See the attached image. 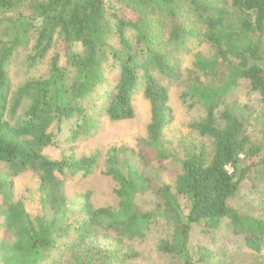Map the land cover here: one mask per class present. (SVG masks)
Wrapping results in <instances>:
<instances>
[{
	"label": "trees",
	"instance_id": "16d2710c",
	"mask_svg": "<svg viewBox=\"0 0 264 264\" xmlns=\"http://www.w3.org/2000/svg\"><path fill=\"white\" fill-rule=\"evenodd\" d=\"M229 3L116 0L132 12L126 18L108 14L104 0H0V164L6 169L0 174V232L7 234L0 238V264H129L139 256L129 246L153 232L155 252L171 263L223 262V250L201 249L192 258L194 225L205 233L224 225L245 248L263 250L264 220L228 201L263 164L264 153L254 162L260 147L231 109H219L242 80L264 99V0ZM196 38L213 54L193 55L204 80L186 85L181 97L203 113L189 128L208 138L211 149L177 158L162 138L171 118L165 84L181 79L185 40ZM139 95L150 105V120L133 149L110 147L104 159L98 150L74 153L77 141L99 131L103 119H132ZM66 145L72 153L65 154ZM99 169L114 184L115 205L95 207L91 192L72 191ZM28 170L38 178L35 217L14 197L13 179ZM99 236L111 246L94 245Z\"/></svg>",
	"mask_w": 264,
	"mask_h": 264
},
{
	"label": "rangeland",
	"instance_id": "374dc122",
	"mask_svg": "<svg viewBox=\"0 0 264 264\" xmlns=\"http://www.w3.org/2000/svg\"><path fill=\"white\" fill-rule=\"evenodd\" d=\"M221 1L230 4L229 0ZM104 2L108 14L118 13L122 17L133 18L132 12L119 9L116 0H104ZM111 42L113 43V41ZM185 43L187 53L181 54L180 65V72L183 75L181 79L172 80L165 84L168 90L171 118L162 138L163 143L177 158H184L189 154L197 153L200 149L210 153L211 149V141L208 138L198 135L197 132L189 128L192 121L203 117V113L198 106L190 107L191 100L189 98L184 100L181 93L185 90L186 85L197 83V79L199 81L204 80L202 74L193 67V55L200 53L209 58L213 54V49L209 44L202 43L199 38L186 39ZM55 44L57 50L62 53L64 42L57 38ZM28 50L29 48L19 57H16V61L23 62ZM54 54L52 51L48 53V59ZM46 63L40 72H44ZM10 77L14 80L15 85L19 82V78L14 75V72L10 74ZM133 107L134 116L132 119L116 123H110L103 119L99 131L77 141L74 153L77 156H89L98 150L104 159L105 153L110 147L124 146L133 149L136 140L146 136V129L150 120V105L142 95H139L135 97ZM224 108L231 109L241 119L245 133L250 138L251 143L260 147L261 154L253 159L254 162H258L263 158L264 153V99L259 94L252 92L248 82L242 80L231 91L224 106L220 107L219 111ZM62 149L65 154L73 152L71 145H66ZM58 153L59 150L56 149L50 152L53 157H56ZM228 170L231 171L230 168ZM167 171L169 169L164 170L165 173ZM5 172V166L0 164V174H6ZM37 185V175L30 170L13 179L14 197L24 204L26 211L32 217L38 214ZM113 187V182L102 176L101 169H99L90 179L78 182L77 186L73 188L75 190L72 191L74 194L75 192L89 191L95 207H106L115 205V198L112 195ZM228 205L240 213L264 220V162L262 165L252 168L240 183L238 192L228 201ZM228 229L223 225L218 231L205 233L203 227L192 226L189 238L192 258L196 259L201 249L213 252L223 250L225 256L221 257L220 260L224 261L220 264H264V248L259 253L245 248L241 238L231 236ZM6 235V232H0V238L3 236L6 238ZM156 239L157 235L153 232L146 240L137 241L129 246V250H134L139 255L129 264H178L171 263L169 257L160 256L155 252ZM92 243L102 250L111 246V242L105 236H99ZM56 257L58 254L49 257L47 260L51 261L52 258Z\"/></svg>",
	"mask_w": 264,
	"mask_h": 264
}]
</instances>
